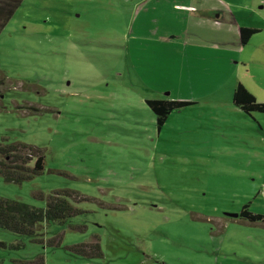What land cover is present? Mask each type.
Masks as SVG:
<instances>
[{
    "label": "rangeland",
    "instance_id": "1",
    "mask_svg": "<svg viewBox=\"0 0 264 264\" xmlns=\"http://www.w3.org/2000/svg\"><path fill=\"white\" fill-rule=\"evenodd\" d=\"M239 25L264 26V0H22L0 31V143L45 168L0 175V196L43 208L67 189L81 212L37 238L0 228V264H264V224L235 218L264 214V152L242 159L256 131L220 153V109L201 111L239 74L264 81L263 35L220 47ZM146 99L201 108L158 130ZM96 240L101 255L75 250Z\"/></svg>",
    "mask_w": 264,
    "mask_h": 264
},
{
    "label": "trees",
    "instance_id": "2",
    "mask_svg": "<svg viewBox=\"0 0 264 264\" xmlns=\"http://www.w3.org/2000/svg\"><path fill=\"white\" fill-rule=\"evenodd\" d=\"M22 0H0V31L11 18ZM256 32V29L240 27L239 36L242 43ZM6 77L0 70V86ZM232 102L242 111L264 113V102H259L241 84L233 89ZM145 103L155 116L156 127L159 130L167 115L188 104L187 101L170 99H146ZM45 168L43 151L26 143H0V175L7 182L20 183L23 180L41 174ZM81 199L75 192L67 189L55 190L46 198L45 207H35L19 199H9L0 196V228L19 235L38 237L43 223L62 224L81 211L71 200ZM239 217L250 222L264 221V215L254 214L248 210V204L243 205ZM88 248L92 253L101 255L98 241L91 244L83 243L75 247L78 252Z\"/></svg>",
    "mask_w": 264,
    "mask_h": 264
},
{
    "label": "crops",
    "instance_id": "3",
    "mask_svg": "<svg viewBox=\"0 0 264 264\" xmlns=\"http://www.w3.org/2000/svg\"><path fill=\"white\" fill-rule=\"evenodd\" d=\"M221 12L222 10L220 8V14ZM240 27H249V28L256 29V32L253 33L248 38L246 43H242L240 41V36H239ZM231 36L236 37V39L233 38L231 41H227L226 38L231 37ZM258 36H261L264 38V26L263 25L261 26L239 25L238 28L233 29V30L227 29V28L223 29L220 26V47H223V48L228 47V49L232 50L234 53L235 50H237V48H241L240 46L241 44L242 46H246V44H248L251 41V39H253L254 37H258ZM229 47H232V48H229ZM258 48L261 52L264 51V46H261ZM252 62H254V59H248L247 61H245L246 64H250ZM244 77H241L239 74V77H237L236 80L230 86L231 91L228 95L220 94V101L215 100V101L207 102L210 106H208L206 110H201V111L202 112L206 111L207 113H214L215 111H218L220 109V153L224 151L223 147H225L227 144H230L229 142H227V138L229 136L237 135L238 136L237 142H243L244 140H246L245 137H246L247 130L249 128L255 129L256 131L255 135L258 138L256 139L255 137L254 139L255 142L252 145L251 149L242 147V149H245L243 150V152L248 155L246 158L242 157V159L245 160V162L247 163H251V162H258L259 158L263 157V152H264L263 151V148H264V116H261V115L258 116L257 114H253V113H259V114H264V113H260V112H251L249 114L245 113L244 111H242V109H240L238 106L233 104L232 93H233V89L235 88V86L238 83H241L255 97L257 101L264 102V81L256 80L254 78V75H251V74L249 75L246 74ZM211 98L217 99V97H214V96ZM182 101H187L188 104L180 108V113H183V112L186 113L187 111L186 107H189V106L201 108V106L197 104L196 101H193V100H182ZM170 113L167 115L163 124H165ZM212 115L214 116L215 114H212ZM261 164H262V159H261ZM252 213L264 215L263 213H259V212H252ZM236 217L241 219L240 221H242L243 223L253 225L254 227L259 226L257 223L264 224V222L262 221L250 222L246 219H242L239 217V212L236 213L235 218Z\"/></svg>",
    "mask_w": 264,
    "mask_h": 264
}]
</instances>
